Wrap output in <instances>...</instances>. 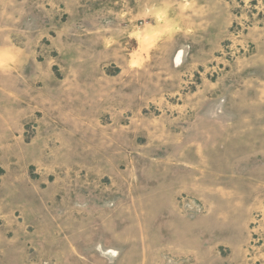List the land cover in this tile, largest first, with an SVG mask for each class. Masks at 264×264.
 <instances>
[{
	"label": "rangeland",
	"instance_id": "rangeland-1",
	"mask_svg": "<svg viewBox=\"0 0 264 264\" xmlns=\"http://www.w3.org/2000/svg\"><path fill=\"white\" fill-rule=\"evenodd\" d=\"M0 264H264V0H0Z\"/></svg>",
	"mask_w": 264,
	"mask_h": 264
},
{
	"label": "bare ground",
	"instance_id": "bare-ground-1",
	"mask_svg": "<svg viewBox=\"0 0 264 264\" xmlns=\"http://www.w3.org/2000/svg\"><path fill=\"white\" fill-rule=\"evenodd\" d=\"M179 56H180V55H178L177 60L179 59Z\"/></svg>",
	"mask_w": 264,
	"mask_h": 264
}]
</instances>
